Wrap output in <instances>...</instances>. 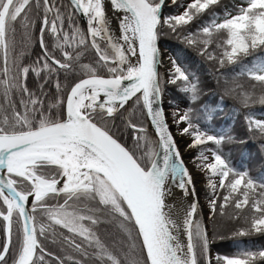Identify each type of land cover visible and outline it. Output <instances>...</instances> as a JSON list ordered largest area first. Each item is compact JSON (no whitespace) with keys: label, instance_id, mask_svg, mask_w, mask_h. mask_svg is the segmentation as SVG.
Here are the masks:
<instances>
[{"label":"snow or ice","instance_id":"1","mask_svg":"<svg viewBox=\"0 0 264 264\" xmlns=\"http://www.w3.org/2000/svg\"><path fill=\"white\" fill-rule=\"evenodd\" d=\"M169 4L176 14H164ZM222 4L0 0V264H264V248L211 253L216 239L264 236V177L232 166L222 151L234 140L227 131L202 130L192 109L174 114L188 147L198 149L194 163L212 194L209 219L241 222L231 237H210L161 107L167 85L192 103L201 92L199 77L175 57L162 76L167 36L209 62L224 96L264 109V0H232L221 13ZM109 11L119 14L118 35ZM130 101L154 129L153 138L126 119L132 147L113 131ZM244 119L264 140V119L247 112ZM173 188L193 197L180 223L168 203ZM47 241L59 244V255Z\"/></svg>","mask_w":264,"mask_h":264},{"label":"trees","instance_id":"2","mask_svg":"<svg viewBox=\"0 0 264 264\" xmlns=\"http://www.w3.org/2000/svg\"><path fill=\"white\" fill-rule=\"evenodd\" d=\"M231 2L232 0H223V4L217 8V11L222 13L224 11V5H230ZM176 12L177 9L171 4L164 8L165 15L176 14ZM79 23L84 28L81 21ZM36 27L38 30L39 24ZM160 46L170 57H175L183 66L199 77L201 89L200 99L192 103L189 97L175 85H167L163 96L166 108L171 110L180 109L182 114L192 109L194 122L198 123L202 130L208 131L210 134H220L227 131L234 140L230 143L226 142L222 146V151L232 166L238 170L248 171L253 178L260 179L264 177V140L247 131L246 121L244 119L246 112L253 114L256 118L264 119V109L259 105L251 109H243L235 100L224 96L222 87L223 78L218 83L216 76L213 75L212 66L194 50L186 48L183 44L167 36L161 38ZM33 53L34 59L35 54L40 53L38 45H34ZM93 58L94 54L89 56L85 62ZM160 72L162 76L167 77V72L163 70H160ZM61 80H63V77H61ZM242 82L245 88L249 89L253 83L247 81L246 78H243ZM28 83L30 88L35 87V83L31 78ZM48 87L55 93L54 87L50 85ZM130 105H132V102ZM205 110L212 113L213 119L211 121L205 118ZM126 119H131L135 124L143 125L154 138V135L149 131L146 113H142L139 107L132 105L128 108V112L124 113L123 117L117 116L114 121L115 128H113V131L118 132V138L122 143H125L129 147L133 146V132L132 129L125 127ZM109 126H112L111 123ZM205 147L214 148L215 146L207 145ZM200 197L204 201H207L211 198V193L207 189H204ZM198 218L202 220L199 213ZM206 225L210 237H231L232 233L241 226V222L229 221L227 218L216 216L214 219H208ZM2 240L3 237L1 235L0 243H2ZM244 247L252 250L264 248V236L252 235L248 237L225 238L223 240L216 239L211 245V253L213 256L217 253L231 255L238 248ZM53 264L55 263L53 262Z\"/></svg>","mask_w":264,"mask_h":264},{"label":"rangeland","instance_id":"3","mask_svg":"<svg viewBox=\"0 0 264 264\" xmlns=\"http://www.w3.org/2000/svg\"><path fill=\"white\" fill-rule=\"evenodd\" d=\"M169 55H168V67L166 66L165 68H163V71L168 73V69L171 68V62L169 59ZM166 113H167V118L169 120L170 125L173 128V132L177 137H180L184 140L183 144V149L187 150L188 152V157L186 158L187 164H189V166L194 170V172L196 173V175L198 176L199 182L197 183L198 186V190H199V196L201 195L202 191L204 189H207L210 193L211 191L207 188V179L205 177V174L201 171H199L194 163V157H196L198 155V149H190L188 147V144L190 143V138L188 136H184L180 134V130L182 128L185 127L184 124H179L177 125V123L175 122V120L173 119L174 114H179L182 115V112L180 109H175V110H171V109H167L166 108ZM209 154L210 153H206ZM212 195V194H211ZM201 199V197H200ZM209 200H200L199 203V209H198V213L200 214L202 221L204 222V224H207V220L210 217V212H209ZM207 226V225H206ZM214 257V256H213Z\"/></svg>","mask_w":264,"mask_h":264},{"label":"bare ground","instance_id":"4","mask_svg":"<svg viewBox=\"0 0 264 264\" xmlns=\"http://www.w3.org/2000/svg\"><path fill=\"white\" fill-rule=\"evenodd\" d=\"M109 15L113 17L112 19V27L114 29L115 35H118V29H117V22L115 20V16L119 15V14H115L112 13L111 11H109ZM166 65L168 66V63L166 62ZM177 140L179 141V146H180V154L184 157H188V152L187 150L183 149V142L184 140L180 137H177ZM187 168L189 169L192 179H193V183L195 186V191L198 190V186L197 183L199 182L198 176L196 175V173L194 172V170L189 166V164H186ZM193 201V197L191 195L184 197L183 194L181 193V191L176 188H173V196H171L168 199V203L170 205L173 206L172 209V216L174 219L177 220L178 223H180L183 219L185 210L187 209L188 205ZM180 239L183 241L184 240V236L181 234Z\"/></svg>","mask_w":264,"mask_h":264},{"label":"water","instance_id":"5","mask_svg":"<svg viewBox=\"0 0 264 264\" xmlns=\"http://www.w3.org/2000/svg\"><path fill=\"white\" fill-rule=\"evenodd\" d=\"M80 21H81V23L83 24V26H84V28H85V30H86V24H85V21H84L83 19H80ZM160 48H161V46H160ZM161 53H162V65H161V67H160L159 70H161L162 68L166 67V62L168 63L167 58H166V54H167V52L164 51V50H162V48H161ZM129 104H131V101L129 102ZM126 107H127V106H126ZM161 107H162V109L164 110V112H165V114H166V117H167L166 106H165V104H164V98H163V102H162ZM146 116H147V115H146ZM147 120H148V118H147ZM167 123H168V125H169L170 131H171L172 135L174 136L175 142H176V144H177V146H178V149H179V151H180L181 148H180V146H179V141L177 140L176 135H175L174 132H173V128H172V126L170 125L168 118H167ZM148 126H149V131L154 135V129H153L152 126H151L150 120H148ZM181 156H182V155H181ZM182 158H183L184 163H185V165H186V164H187L186 157L182 156ZM178 191H179V189H178ZM196 194H197V195H196V198L198 199V202L200 203V200H201V199H200V196H199V190L196 191Z\"/></svg>","mask_w":264,"mask_h":264},{"label":"flooded vegetation","instance_id":"6","mask_svg":"<svg viewBox=\"0 0 264 264\" xmlns=\"http://www.w3.org/2000/svg\"><path fill=\"white\" fill-rule=\"evenodd\" d=\"M2 234H0V236H1ZM45 247L49 250V251H51V252H55V253H57L58 255L60 254V248H59V244L57 243V244H53V243H51L50 241H47V242H45ZM55 263V262H54Z\"/></svg>","mask_w":264,"mask_h":264}]
</instances>
